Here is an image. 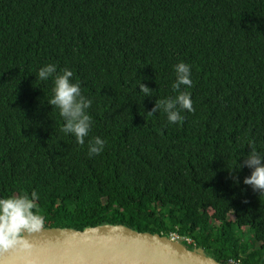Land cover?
Here are the masks:
<instances>
[{
	"label": "trees",
	"instance_id": "1",
	"mask_svg": "<svg viewBox=\"0 0 264 264\" xmlns=\"http://www.w3.org/2000/svg\"><path fill=\"white\" fill-rule=\"evenodd\" d=\"M179 62L190 87L173 88ZM65 68L91 101L83 144L49 103ZM254 153L264 164V0H0V197L37 192L42 228L123 225L264 264Z\"/></svg>",
	"mask_w": 264,
	"mask_h": 264
},
{
	"label": "water",
	"instance_id": "2",
	"mask_svg": "<svg viewBox=\"0 0 264 264\" xmlns=\"http://www.w3.org/2000/svg\"><path fill=\"white\" fill-rule=\"evenodd\" d=\"M25 238L28 247L0 251V264H220L201 248L123 225L41 228Z\"/></svg>",
	"mask_w": 264,
	"mask_h": 264
},
{
	"label": "clouds",
	"instance_id": "3",
	"mask_svg": "<svg viewBox=\"0 0 264 264\" xmlns=\"http://www.w3.org/2000/svg\"><path fill=\"white\" fill-rule=\"evenodd\" d=\"M177 81L173 88L179 89L181 85L190 87L192 85L190 66L184 62H179L175 66ZM55 71L54 64H46L39 68L38 78L46 79ZM73 72L65 68L61 75L54 79L53 95L49 103L59 109V115L64 118L66 123L63 125L64 132H71L75 135L77 143L83 144L84 137L89 131L90 116L85 112L91 101L81 97L79 82H71L70 77ZM144 93H148L147 87L141 86ZM176 102L183 109L193 111L191 94L187 91L181 92L176 97ZM167 108H172L173 103L168 102ZM183 117L176 112L168 114V120L176 123ZM96 144L101 147H93L91 152L99 154L103 150L105 141L96 138ZM247 166L253 168L250 176L244 180L245 184L251 185L254 190L264 192V164L261 157L255 153L249 157ZM29 195H13L7 198L0 197V251L15 249L18 245L28 247L29 241L25 238L26 234H32L43 227L44 217L39 215L34 209L37 208V192ZM181 243V242H180ZM183 244V243H182Z\"/></svg>",
	"mask_w": 264,
	"mask_h": 264
},
{
	"label": "built area",
	"instance_id": "4",
	"mask_svg": "<svg viewBox=\"0 0 264 264\" xmlns=\"http://www.w3.org/2000/svg\"><path fill=\"white\" fill-rule=\"evenodd\" d=\"M172 241H178V242H183V241H185V242H187V243H191L192 241H191V239H189V238H183V237H181V236H179V235H177V234H174V235H172L171 237H169ZM231 264H233V263H231Z\"/></svg>",
	"mask_w": 264,
	"mask_h": 264
},
{
	"label": "rangeland",
	"instance_id": "5",
	"mask_svg": "<svg viewBox=\"0 0 264 264\" xmlns=\"http://www.w3.org/2000/svg\"><path fill=\"white\" fill-rule=\"evenodd\" d=\"M193 225H195L196 223H192ZM224 235L230 237V236H233V235H236V231H235V228L233 226V224H230L229 225V228L227 231L224 232Z\"/></svg>",
	"mask_w": 264,
	"mask_h": 264
}]
</instances>
